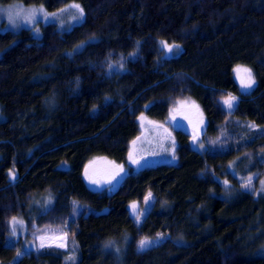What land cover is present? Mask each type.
<instances>
[{"label": "trees", "instance_id": "obj_1", "mask_svg": "<svg viewBox=\"0 0 264 264\" xmlns=\"http://www.w3.org/2000/svg\"><path fill=\"white\" fill-rule=\"evenodd\" d=\"M13 2L48 11L78 3L85 16L68 30L40 23L38 36L26 27L0 30V263L67 264L65 250L28 247V233L51 209L77 200L91 208L76 219L75 264H264L254 243L261 206L238 183L259 171L263 142L200 151L178 127L175 160L130 170L114 187L84 176L98 157L130 169L137 118L162 125L181 100L197 103L203 136L231 116L264 125V0H0ZM160 41L182 49L162 58ZM121 57L125 71L109 76L108 64ZM237 66L251 69L252 89H241ZM230 94L239 97L232 111L220 101ZM149 191L153 203L137 226L129 205ZM12 217L25 222L24 240L10 235ZM158 233L161 240L138 249Z\"/></svg>", "mask_w": 264, "mask_h": 264}, {"label": "rangeland", "instance_id": "obj_2", "mask_svg": "<svg viewBox=\"0 0 264 264\" xmlns=\"http://www.w3.org/2000/svg\"><path fill=\"white\" fill-rule=\"evenodd\" d=\"M16 5L22 6L24 9H28L32 7H36V8L42 7L44 11L48 13L58 12L59 10L58 9L55 11H48L41 5H26L21 2H13L5 5L0 4V9H8ZM67 6H64L63 8L60 9H64ZM74 14H75V9H72L70 7H67V10L61 14V18L64 19L66 22V26L63 28L60 26L59 20L50 19L49 22H55L60 30L61 29L68 30L72 28L74 25H76V23L74 22L69 24ZM20 23L21 26L19 28L17 29L10 28L8 25L6 14L0 12V30L17 31L23 27H26V28H31L35 33V28H39L40 30L39 24L46 22H44L43 17H41L40 19H38V21L35 23L34 26L24 25L23 21H21ZM181 49L182 46L180 45L179 50L172 54H178L181 51ZM228 96L229 95H225L221 97L220 101L222 102V105H223V100ZM236 97H237V101L235 103V106L239 100V97L238 96ZM193 102L195 105H197V103L191 99L181 100L175 103L172 106V108L169 110L168 116L162 122V125L158 123H154L153 121L144 117V119L141 121L142 129L138 137L139 139H136L134 144L132 143L131 152L133 156L136 158L146 157L147 160L149 161L148 164H157L160 162L171 161L172 147H173V139L171 137V131L175 128H178L177 122L183 125V127H179V128L186 130L191 134V141H192V137L195 134L194 132L195 125L199 122L201 118L204 120V116L199 107L198 109L193 107H181V105L185 103L190 106L193 104ZM233 109L231 110L228 109V110L232 111ZM0 117H1V112H0ZM172 117H175V119L173 120ZM249 125H254L255 127L250 129ZM204 127L205 124L202 126V130L200 131V142L203 143L208 149H210L213 152H224L229 149L237 152L241 148L245 147V145L248 144L251 140H253L254 143L263 142V145H259L258 149L255 151V155L258 160L257 161L258 165L259 164L261 165L259 171L250 175L241 176L238 179V183L239 186L241 187L242 183H244V181L249 176H253L252 189L251 190H244L242 188L241 189L253 195H256L260 203L261 212L258 220V226H257L258 230L255 233L254 243L257 245L258 252L264 254V193H259V189L261 188V181L264 180V155H262L264 154V134H260V131L264 130V125L256 124L253 121L243 119L237 116H231L219 127L215 135L206 134L203 136ZM217 138H219V143L213 145L211 142L217 140ZM193 147L201 151V149H199L198 146L193 145ZM150 153H158V155H149ZM113 164L120 165L105 157H98L93 159L91 163H89V165L87 166L90 174H95L98 178L105 179L113 171ZM92 186L97 188L112 187L110 185H102V186L92 185ZM144 196L139 201H136L140 208L146 207V205L144 204ZM73 201L76 202L78 209H80L81 206L86 209L91 208L90 206L87 205V203L85 204L77 200H70L69 202H67L65 206L51 209L49 214L45 216L44 220H41L40 222L38 220L33 222V226L30 228L28 233V235L31 237L28 247L34 246L33 243H35L39 249H42L39 247V241L36 240L37 236H41V235L59 236L67 233L66 247L60 249L65 250L67 252V264H73L72 261L68 260V257H75L74 264L76 263L78 254H77L76 245L73 241V237L75 232L76 219L79 213H77L73 218ZM152 203L153 201L151 202L150 206L147 207L150 208ZM17 219L20 220L19 218ZM25 230H26L25 225H23L22 228L20 226H17V234L20 235V237H22L23 240L25 239L26 236L27 230L26 231ZM14 240L13 238H11L9 239V242L12 243V241Z\"/></svg>", "mask_w": 264, "mask_h": 264}, {"label": "snow or ice", "instance_id": "obj_3", "mask_svg": "<svg viewBox=\"0 0 264 264\" xmlns=\"http://www.w3.org/2000/svg\"><path fill=\"white\" fill-rule=\"evenodd\" d=\"M67 7L75 9V14L72 16V20H71V22H69V24H71L73 22L76 24H79L84 19V16H85L83 8H81V6L78 3H74V4L67 6ZM67 7L64 9H59L58 12L48 13V12H45L42 7L41 8L32 7V8L24 9L22 6L16 5L14 7L8 8V9H0V12H3L4 14H6L8 25L12 29L19 28L21 26V23H20L21 21H23L24 25H33L34 26L35 23L38 21V19H40L41 17H43L44 22H46V23L49 22L50 19L59 20L60 26L63 28L66 26V22L64 19L61 18V14L67 10ZM29 30L31 31L32 29L30 28ZM39 31H40L39 28H35V34L37 36L39 35ZM91 39H94V38H91ZM90 42H91V40L81 42L79 45H77L74 48L73 52L70 53V55L79 53ZM179 48H180L179 44H176V43L169 44L165 41H160V49L159 50L161 51L162 58H163V56H165L167 54H172V53L178 51ZM136 55H137V53L135 51L133 53L129 54L130 57H136ZM127 59H128V57H121L120 62L109 63L108 64V69H109L108 75L110 76L112 74L113 68H117L118 71H125V61ZM233 71L236 73V78L239 80L241 89L249 90L255 86L256 81L252 75L251 69L241 68L240 66H237L236 68L233 69ZM78 86H79V82L77 81V87ZM236 101H237L236 96L229 95L227 98H225L223 100V105L227 109L231 110L235 107ZM181 107H193V108L198 109V106L195 105L194 102L190 106L187 105L186 103L182 104ZM137 119L142 121L144 119L143 114H141V116L138 117ZM172 119L174 120L175 117H172ZM204 124H205V121L201 118L199 120V122L195 125V128H194L195 134L193 135L191 142L194 146H198L199 149H201V150H210V149H207L206 146L200 142V131L202 130V126ZM177 127H183V125L180 124L179 122H177ZM254 127H255L254 125H249L250 129L254 128ZM260 134H264V130H261ZM137 139H139V138H137ZM134 143H135V141H133V144ZM211 143L213 145L218 144L219 138H217V140H215V141H212ZM175 147H176V145H175V142L173 141L172 160H175ZM149 155H158V153H150ZM262 155H264V154H262ZM239 159L240 158L237 157V160H239ZM236 162H237L236 160L230 162L228 165L229 169H233ZM127 163L131 166L130 169H126L124 164H120V165L113 164V171L105 179L98 178L95 174H90L89 170H88V166L86 165L85 171H84V176L88 180V182L92 185H96V186L110 185V186L114 187L116 184H118L120 182V178L124 174H127L130 170L139 172L140 170H142L145 167V165L147 163H149V161L147 160L146 157L136 158L133 156L132 152H129V155L127 158ZM9 177H10V179L15 180L16 179V173L14 171H10ZM252 181H253V176H249L244 181V183H242L241 188L244 190H251L252 189ZM223 184L225 186V190L228 191L229 190V182L227 180H224ZM259 193H264V180L261 181V188L259 189ZM153 199H154V197H153L151 191H149L144 196V204L146 205L145 208H140L136 201H133L130 203L129 208L131 210V215L134 219V223L137 226L142 224L145 213L149 210V208L147 206H150ZM51 203H52V198H51V196H49L45 200L44 204H45V206H47V205H50ZM45 210H47V209H45ZM87 211H89V210L86 208H83L82 206L80 209H78L76 202L73 201V218L75 217V215L77 213L85 214ZM9 224L11 226L10 235L16 236L17 235V226H20L22 228L24 222L22 220H18L16 217H12ZM163 235L164 234H162V233H158L156 238H154V239H150L148 237L141 238L138 242V249L143 250V249L147 248L148 246L153 245L154 242L161 240L163 238ZM36 240L39 241V247L40 248L52 247V246H55L58 248H64V247H66L67 233H65L63 235H59V236L41 235V236H37ZM111 244H112V241H107L105 243V247L106 248L110 247ZM26 252H27V249L17 250L16 257H21V256L25 255ZM68 260L72 261L74 264L75 257H68Z\"/></svg>", "mask_w": 264, "mask_h": 264}, {"label": "bare ground", "instance_id": "obj_4", "mask_svg": "<svg viewBox=\"0 0 264 264\" xmlns=\"http://www.w3.org/2000/svg\"><path fill=\"white\" fill-rule=\"evenodd\" d=\"M122 181V180H121ZM110 189V188H109Z\"/></svg>", "mask_w": 264, "mask_h": 264}]
</instances>
